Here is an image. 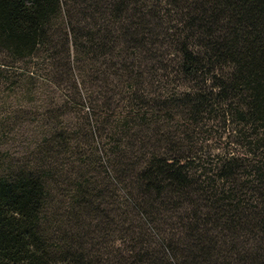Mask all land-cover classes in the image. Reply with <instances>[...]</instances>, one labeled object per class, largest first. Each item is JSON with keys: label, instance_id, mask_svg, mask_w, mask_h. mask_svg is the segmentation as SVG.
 <instances>
[{"label": "trees", "instance_id": "trees-1", "mask_svg": "<svg viewBox=\"0 0 264 264\" xmlns=\"http://www.w3.org/2000/svg\"><path fill=\"white\" fill-rule=\"evenodd\" d=\"M159 48L190 84L187 113H220L244 138L213 178L130 151ZM0 51L40 57L33 68L71 85L94 148L84 158L77 138L65 180L51 146L37 167L0 174V264H264V0H0Z\"/></svg>", "mask_w": 264, "mask_h": 264}, {"label": "rangeland", "instance_id": "rangeland-1", "mask_svg": "<svg viewBox=\"0 0 264 264\" xmlns=\"http://www.w3.org/2000/svg\"><path fill=\"white\" fill-rule=\"evenodd\" d=\"M155 54L158 63L149 60L141 69V99H137L140 115L136 121L139 127L133 126L138 136L130 151L138 157H148L152 151L176 156L190 173H201V178H205L207 172L213 178L211 169L220 159L244 155V138L234 131L230 120L223 121L220 113L188 114L182 92L190 84L175 72L177 56L165 48H159ZM40 59L35 56L15 59L0 51V174L37 167L51 146L57 154L54 161L64 165L61 179L65 180L80 160V156L71 153L72 149L79 147L86 154L84 158L94 151L87 132L89 105L74 96L69 83L57 82L48 66L33 68ZM109 88L114 91L112 85ZM146 128L152 135L157 134L153 141H149L150 133L143 131ZM55 131L61 132L65 139L61 145L51 139ZM77 138L81 144L76 147ZM152 144L158 146L153 149ZM92 167L102 170L98 163L89 169ZM58 189L59 194L68 195L64 184H58ZM113 239L118 246L117 232Z\"/></svg>", "mask_w": 264, "mask_h": 264}]
</instances>
